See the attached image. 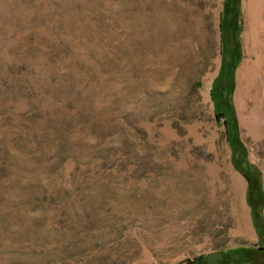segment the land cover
Returning <instances> with one entry per match:
<instances>
[{
  "label": "rangeland",
  "instance_id": "374dc122",
  "mask_svg": "<svg viewBox=\"0 0 264 264\" xmlns=\"http://www.w3.org/2000/svg\"><path fill=\"white\" fill-rule=\"evenodd\" d=\"M250 23L245 0H0V264H264Z\"/></svg>",
  "mask_w": 264,
  "mask_h": 264
},
{
  "label": "bare ground",
  "instance_id": "6f19581e",
  "mask_svg": "<svg viewBox=\"0 0 264 264\" xmlns=\"http://www.w3.org/2000/svg\"><path fill=\"white\" fill-rule=\"evenodd\" d=\"M245 11L251 21L250 27H252V30L256 33L255 35H253L252 44L255 45L258 41V38L260 36L262 37L261 43H259V45H262V56L257 57V59L253 61H245L244 64L242 63L243 65L238 73V80L248 82L250 76H252V81L255 83V85L258 86L257 89L260 92L261 88L258 85L255 76L259 71H263L264 73V0H245ZM260 62H262L261 65H259ZM258 68H260V70ZM250 84L252 85V83Z\"/></svg>",
  "mask_w": 264,
  "mask_h": 264
}]
</instances>
